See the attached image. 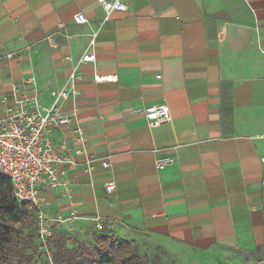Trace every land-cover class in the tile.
I'll use <instances>...</instances> for the list:
<instances>
[{"label": "crops", "instance_id": "crops-1", "mask_svg": "<svg viewBox=\"0 0 264 264\" xmlns=\"http://www.w3.org/2000/svg\"><path fill=\"white\" fill-rule=\"evenodd\" d=\"M123 1L105 21L97 0H0V119L13 87L47 106L74 68L83 77L64 111L93 169L79 158L42 191V210L79 241L98 217L108 236L149 241L175 264L263 263L264 0ZM86 51L95 62L79 65ZM162 104L170 119L151 129L144 109ZM50 138L73 144L69 126Z\"/></svg>", "mask_w": 264, "mask_h": 264}, {"label": "built area", "instance_id": "built-area-1", "mask_svg": "<svg viewBox=\"0 0 264 264\" xmlns=\"http://www.w3.org/2000/svg\"><path fill=\"white\" fill-rule=\"evenodd\" d=\"M105 13V21L114 12H123L127 5L123 0H97ZM77 24H84L86 17L78 13ZM95 35L89 41V47L95 43ZM78 64L95 62L92 52H84L77 60ZM157 78H160L159 76ZM83 80L82 74L74 68L61 89L51 90V102L44 106L36 92L14 97L17 87L12 88L14 105L6 109V116L0 119V180L7 181L15 200L35 212L36 240L39 247L47 252V241L52 236L54 221L42 210V191L58 189L66 182L69 169L79 165L78 159L84 158L86 172L93 169L95 157L87 150V136L75 113H66L64 104L77 97V84ZM113 76L95 75V83L115 81ZM31 82L34 79L31 78ZM144 118L149 128L154 129L170 119L166 105L149 106L144 109ZM69 126L73 144L53 145L51 133ZM168 161H157L156 168L161 171ZM108 167L102 163L101 168ZM264 184V180H263ZM105 192L114 191V185L105 186ZM96 231L103 229L99 218L94 219ZM50 260V258H49ZM50 264L51 260H50Z\"/></svg>", "mask_w": 264, "mask_h": 264}, {"label": "trees", "instance_id": "trees-1", "mask_svg": "<svg viewBox=\"0 0 264 264\" xmlns=\"http://www.w3.org/2000/svg\"><path fill=\"white\" fill-rule=\"evenodd\" d=\"M16 223L20 227H14ZM33 234L36 238L34 210L18 204L10 184L0 180V264H22L24 260L31 263L34 255H26L20 240L22 235L26 236L23 242L26 245ZM47 249L52 264H137L139 261L136 245L108 236L104 226L98 233H91L89 241H79L74 235L54 228Z\"/></svg>", "mask_w": 264, "mask_h": 264}, {"label": "rangeland", "instance_id": "rangeland-1", "mask_svg": "<svg viewBox=\"0 0 264 264\" xmlns=\"http://www.w3.org/2000/svg\"><path fill=\"white\" fill-rule=\"evenodd\" d=\"M13 226L20 227L18 223L13 224ZM31 227L33 228L32 225ZM54 227L55 226H53V229ZM24 234H27V230H24ZM24 240H26V236L22 235L20 243L23 247H25L26 255H34V258L31 263H28L26 260H24L22 264H50L49 252L47 254V252H45L43 248L39 247L38 242L35 238V234H33L32 240L30 242H27L26 245L23 243ZM136 247L138 248L136 250L139 256V261L137 262V264H175V260H171L170 258H168L166 253L160 252L159 250L154 253L150 248L149 241H142V243L140 245H136ZM233 264L237 263L234 262ZM252 264H264V262L261 263L260 261H258L256 263L252 262Z\"/></svg>", "mask_w": 264, "mask_h": 264}]
</instances>
